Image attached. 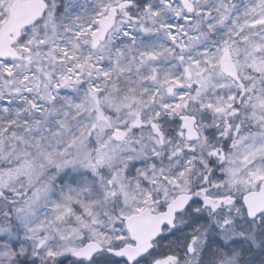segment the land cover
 Returning a JSON list of instances; mask_svg holds the SVG:
<instances>
[{
	"label": "snow or ice",
	"instance_id": "snow-or-ice-1",
	"mask_svg": "<svg viewBox=\"0 0 264 264\" xmlns=\"http://www.w3.org/2000/svg\"><path fill=\"white\" fill-rule=\"evenodd\" d=\"M0 264H264V0H0Z\"/></svg>",
	"mask_w": 264,
	"mask_h": 264
}]
</instances>
